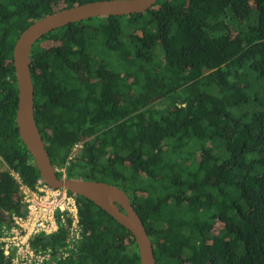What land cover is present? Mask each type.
Instances as JSON below:
<instances>
[{"label":"trees","instance_id":"1","mask_svg":"<svg viewBox=\"0 0 264 264\" xmlns=\"http://www.w3.org/2000/svg\"><path fill=\"white\" fill-rule=\"evenodd\" d=\"M94 1L0 0V231L24 214L21 184L41 179L17 127L14 46L34 22ZM30 63L53 167L121 188L157 264H264V0H157L58 28ZM72 195L87 234L59 264H141L131 232Z\"/></svg>","mask_w":264,"mask_h":264},{"label":"water","instance_id":"2","mask_svg":"<svg viewBox=\"0 0 264 264\" xmlns=\"http://www.w3.org/2000/svg\"><path fill=\"white\" fill-rule=\"evenodd\" d=\"M156 2L157 0H98L59 10L30 25L20 35L13 50V66L18 86L17 127L42 180L52 188L64 189L90 200L129 230L135 238L141 264L157 262L150 236L129 196L121 188L106 182L58 177L35 120L30 61L34 44L58 28L95 17L143 13Z\"/></svg>","mask_w":264,"mask_h":264},{"label":"built area","instance_id":"3","mask_svg":"<svg viewBox=\"0 0 264 264\" xmlns=\"http://www.w3.org/2000/svg\"><path fill=\"white\" fill-rule=\"evenodd\" d=\"M82 147L74 145L69 160ZM66 167L56 169L66 178ZM18 178V176L16 175ZM24 214H13L0 231V250L11 264H59L78 253L87 234L81 223L77 197L64 189L48 186L42 178L35 189L20 186ZM65 230L62 244L34 246L40 236L51 237Z\"/></svg>","mask_w":264,"mask_h":264},{"label":"rangeland","instance_id":"4","mask_svg":"<svg viewBox=\"0 0 264 264\" xmlns=\"http://www.w3.org/2000/svg\"><path fill=\"white\" fill-rule=\"evenodd\" d=\"M250 3H252V0H250ZM5 169H7V166L3 163L2 164L0 163V170H5Z\"/></svg>","mask_w":264,"mask_h":264},{"label":"clouds","instance_id":"5","mask_svg":"<svg viewBox=\"0 0 264 264\" xmlns=\"http://www.w3.org/2000/svg\"><path fill=\"white\" fill-rule=\"evenodd\" d=\"M56 170V169H55Z\"/></svg>","mask_w":264,"mask_h":264}]
</instances>
